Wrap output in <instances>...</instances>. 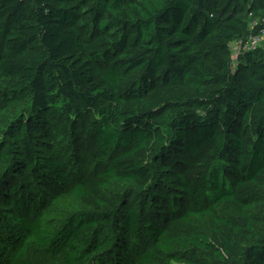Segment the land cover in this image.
I'll list each match as a JSON object with an SVG mask.
<instances>
[{"label": "trees", "instance_id": "1", "mask_svg": "<svg viewBox=\"0 0 264 264\" xmlns=\"http://www.w3.org/2000/svg\"><path fill=\"white\" fill-rule=\"evenodd\" d=\"M252 24L264 0H0V263L264 264ZM40 191L80 210L49 231Z\"/></svg>", "mask_w": 264, "mask_h": 264}, {"label": "rangeland", "instance_id": "2", "mask_svg": "<svg viewBox=\"0 0 264 264\" xmlns=\"http://www.w3.org/2000/svg\"><path fill=\"white\" fill-rule=\"evenodd\" d=\"M14 113L10 115V118L13 119L16 117V114L18 113V110H13ZM89 117L94 116V113L87 112ZM8 122V121H7ZM6 121L4 123H0V146L4 145L5 138L3 135V129L7 123ZM37 133V132H36ZM47 144H50L51 146H57L60 144L58 139H55L54 136L49 139H42ZM41 147V145H38ZM43 152V154H46L47 150L44 146L40 148ZM79 159L77 160L76 166L78 165L79 170H82L84 167V163H86V160L90 157L89 151H83L78 156ZM15 158L13 160L12 165H10L7 169L1 171V176H5L11 166L15 164ZM6 168V167H5ZM88 172V171H87ZM54 186V184H52ZM57 186V185H56ZM34 188L37 189L36 185H33ZM41 192V191H40ZM37 193L36 196H34V199L36 200V208L38 211L42 209L43 213H47V218L43 219V226L44 228L48 229L49 231H53L56 229H60L65 225V222L68 220V218L78 210H80V206L73 200L71 197H59L57 198H50V200L45 199V193ZM135 192V187L129 183H119V182H113L111 186L106 190V193L108 195H124L127 199H129L130 202H132L136 196L132 194ZM56 195V194H55ZM259 211L261 215L264 214V205L259 207ZM38 216V212L34 217ZM202 229L204 231H208L211 227V222L207 220L205 223L201 225ZM11 229V228H10ZM9 230V229H8ZM11 230H9L10 232ZM26 239V237H23ZM36 260H39L42 258L40 254L36 257ZM92 260V259H91ZM1 264V263H0Z\"/></svg>", "mask_w": 264, "mask_h": 264}, {"label": "built area", "instance_id": "3", "mask_svg": "<svg viewBox=\"0 0 264 264\" xmlns=\"http://www.w3.org/2000/svg\"><path fill=\"white\" fill-rule=\"evenodd\" d=\"M255 25L252 24L250 26L249 34L245 39L235 41L230 45L231 61L233 64L241 55L249 51L264 50V25L254 31Z\"/></svg>", "mask_w": 264, "mask_h": 264}]
</instances>
